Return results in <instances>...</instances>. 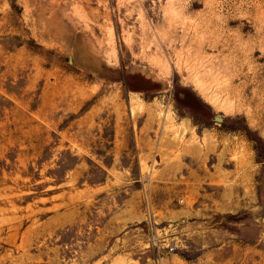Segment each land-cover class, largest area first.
<instances>
[{
  "label": "rangeland",
  "instance_id": "1",
  "mask_svg": "<svg viewBox=\"0 0 264 264\" xmlns=\"http://www.w3.org/2000/svg\"><path fill=\"white\" fill-rule=\"evenodd\" d=\"M0 264H264V0H0Z\"/></svg>",
  "mask_w": 264,
  "mask_h": 264
},
{
  "label": "built area",
  "instance_id": "2",
  "mask_svg": "<svg viewBox=\"0 0 264 264\" xmlns=\"http://www.w3.org/2000/svg\"><path fill=\"white\" fill-rule=\"evenodd\" d=\"M169 249L171 252H173L176 248L174 246H171Z\"/></svg>",
  "mask_w": 264,
  "mask_h": 264
},
{
  "label": "water",
  "instance_id": "3",
  "mask_svg": "<svg viewBox=\"0 0 264 264\" xmlns=\"http://www.w3.org/2000/svg\"><path fill=\"white\" fill-rule=\"evenodd\" d=\"M219 120H221V119H219Z\"/></svg>",
  "mask_w": 264,
  "mask_h": 264
}]
</instances>
